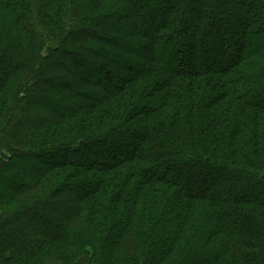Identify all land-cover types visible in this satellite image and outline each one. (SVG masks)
Instances as JSON below:
<instances>
[{"label":"trees","instance_id":"obj_1","mask_svg":"<svg viewBox=\"0 0 264 264\" xmlns=\"http://www.w3.org/2000/svg\"><path fill=\"white\" fill-rule=\"evenodd\" d=\"M0 264H264V0H0Z\"/></svg>","mask_w":264,"mask_h":264},{"label":"water","instance_id":"obj_2","mask_svg":"<svg viewBox=\"0 0 264 264\" xmlns=\"http://www.w3.org/2000/svg\"><path fill=\"white\" fill-rule=\"evenodd\" d=\"M2 157H4L5 159H9V157L4 154H2Z\"/></svg>","mask_w":264,"mask_h":264},{"label":"rangeland","instance_id":"obj_3","mask_svg":"<svg viewBox=\"0 0 264 264\" xmlns=\"http://www.w3.org/2000/svg\"><path fill=\"white\" fill-rule=\"evenodd\" d=\"M21 168V167H20ZM29 174V172H27Z\"/></svg>","mask_w":264,"mask_h":264}]
</instances>
